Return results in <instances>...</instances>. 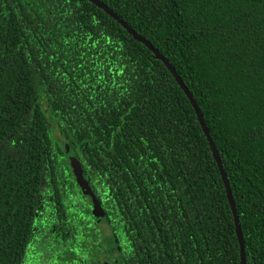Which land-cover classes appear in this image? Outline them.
<instances>
[{"label": "trees", "instance_id": "trees-1", "mask_svg": "<svg viewBox=\"0 0 264 264\" xmlns=\"http://www.w3.org/2000/svg\"><path fill=\"white\" fill-rule=\"evenodd\" d=\"M96 1L177 73L264 264V0ZM0 264H240L192 105L89 0H0Z\"/></svg>", "mask_w": 264, "mask_h": 264}, {"label": "water", "instance_id": "water-1", "mask_svg": "<svg viewBox=\"0 0 264 264\" xmlns=\"http://www.w3.org/2000/svg\"><path fill=\"white\" fill-rule=\"evenodd\" d=\"M89 1L91 3H93V4H95L97 7L103 9L110 17H112L115 21H117V23L120 24L123 27V29H125L133 37V39H135L136 41L144 44L150 51H152L154 53L155 57L164 63V65L167 67V69L170 71V73L174 77V79L177 82V84L180 86V88L185 93L187 99L189 100L190 104L192 105V107L194 109L196 118H197V120L199 122V125H200V127H201V129H202V131H203V133H204V135H205V137H206V139H207V141L209 143L213 158L216 161L218 169L220 171V175H221V178H222V181L224 183L225 190H226V196H227L228 202H229L231 210H232V215H233V219H234V223H235L236 235H237L239 246H240V264H245L244 245H243V241H242V237H241V233H240V228H239V224H238V218H237V215H236V210H235V206H234V203H233V199H232V195H231V192H230V188H229L225 173L222 170L221 162H220V160H219V158L217 156V153H216V150L214 148L212 139H211V137L209 135V131L207 130V128H206V126H205V124L203 122L202 115L199 112V109H198L197 105L193 101V99H192L191 95L189 94V92L187 91V89L183 86L181 80L179 79L177 73L172 68V66L168 63V61L166 59H164L151 46V44H149V42H147L145 39H143L140 36H138L121 19H119L112 11H110L103 4L99 3L96 0H89ZM66 150H68L67 147H66ZM69 164H70L71 169L73 171L74 179H75L77 185L81 189L82 193L85 196H88L90 198V201H91V204H92V214H93V216L99 221L104 219L103 210H102L100 204L98 203V201L96 200L95 196L93 195L88 182L84 178L82 170H81L77 160L75 158H70L69 159Z\"/></svg>", "mask_w": 264, "mask_h": 264}, {"label": "flooded vegetation", "instance_id": "flooded-vegetation-1", "mask_svg": "<svg viewBox=\"0 0 264 264\" xmlns=\"http://www.w3.org/2000/svg\"><path fill=\"white\" fill-rule=\"evenodd\" d=\"M88 197V196H87ZM89 198V197H88ZM90 199V198H89Z\"/></svg>", "mask_w": 264, "mask_h": 264}]
</instances>
